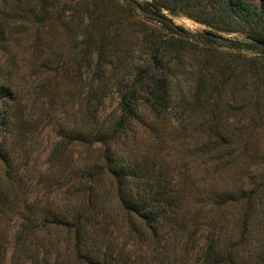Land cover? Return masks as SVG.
Masks as SVG:
<instances>
[{
  "label": "rangeland",
  "instance_id": "rangeland-1",
  "mask_svg": "<svg viewBox=\"0 0 264 264\" xmlns=\"http://www.w3.org/2000/svg\"><path fill=\"white\" fill-rule=\"evenodd\" d=\"M146 1L152 0H49L46 6L37 0L8 2V13L3 15L8 20V37L7 42L0 43V82L9 79L20 90L13 106L20 119L16 128L23 129L21 135L13 136L15 164L10 172L0 163V187L13 196L5 207L7 214L0 216V234L7 232L12 237L31 203L34 209L56 205L71 192L70 183L84 173L86 164L97 159L103 143L85 145L73 140L61 168L49 159L56 142L78 130L94 134L100 129L134 128L126 144H113V152L121 151L129 161L128 154L151 149L152 154L154 151L165 158L175 188L189 197H199L207 190L202 187L207 177L205 165L193 149L195 128L212 124L215 128H234L241 117L239 110L228 114L229 122L227 116L220 119L225 109L242 105L227 91L213 101L210 97H216L215 89L198 100L203 111L199 116L189 112L193 94L200 84L215 88L236 64L249 72L251 60L264 54L205 38V32L212 31L250 42L249 27L222 31L184 11L164 8L163 13L195 34L186 37L153 16L154 9L139 7ZM209 54H215L216 59L210 73L202 74ZM43 85L49 88L47 95L42 94ZM98 100L102 102L97 106ZM122 107L136 114L121 123ZM249 116L246 113L243 118ZM246 124V128L252 127L249 120ZM138 136L143 138L138 140ZM260 172L254 164L244 166L242 174L231 171L235 178L223 182L251 183V176ZM252 209V242L247 249L255 260L256 252L264 248V217L260 208ZM245 210L239 204L233 212L239 215ZM200 229L195 232L199 247L208 237V232ZM2 264H11V247Z\"/></svg>",
  "mask_w": 264,
  "mask_h": 264
},
{
  "label": "trees",
  "instance_id": "trees-1",
  "mask_svg": "<svg viewBox=\"0 0 264 264\" xmlns=\"http://www.w3.org/2000/svg\"><path fill=\"white\" fill-rule=\"evenodd\" d=\"M9 1L24 2L0 0V43L7 42L8 20L4 16ZM37 1L46 6L49 0ZM139 6L158 12L164 8L175 13L184 11L222 31L249 27L250 42L205 38L264 54V47L256 43L264 40V0H152ZM165 24L183 36H195L180 25ZM215 59V54L206 57L202 74L210 73ZM251 62L249 72L236 64L215 88L212 84H200L193 94L189 112L199 116L203 111L198 100L215 89L216 97H210L213 101L227 91L234 102L242 105L225 109L220 119L227 116L229 122L228 114L239 110L241 117L236 119L234 128H215L214 124L195 128L193 149L199 153L207 175L202 182L207 190L201 196L190 195L191 198L175 188L165 158L154 151L152 154L151 149H138V155L128 154L129 161L121 151H112L113 144L121 147L131 139L134 128H115L111 132L100 129L94 134L78 130L68 138L63 136L53 146L49 159L58 168L64 165L72 140L85 145L99 141L103 143L102 152L94 162L86 164L84 173L70 183L71 192L58 199L56 205L34 209L31 203L14 235L0 234V264L10 247L11 264H264L263 246L256 252L255 260L251 256L254 253L247 249L252 242L250 210L260 208L264 217V56ZM18 91L11 80L0 82V163L7 172L15 164L13 136L21 135L23 129L16 128L20 119L13 106ZM47 93L49 88L43 85L42 94ZM99 102L102 100L96 105ZM122 109L121 123L136 114L135 110ZM246 113H250L248 119L243 118ZM248 120L251 128H246ZM142 138L138 136V140ZM252 164L261 172L251 176V183L223 182L232 176L229 172L242 174L244 166ZM12 198L4 186L0 187V216L7 214L5 207ZM239 204L246 210L236 215L233 209ZM198 228L208 232L201 247L195 234Z\"/></svg>",
  "mask_w": 264,
  "mask_h": 264
},
{
  "label": "water",
  "instance_id": "water-1",
  "mask_svg": "<svg viewBox=\"0 0 264 264\" xmlns=\"http://www.w3.org/2000/svg\"><path fill=\"white\" fill-rule=\"evenodd\" d=\"M152 15L157 17V18H159L160 20H163V21L173 25V26H176V27L179 26V24H177L172 17L166 15L163 12H158V11L154 10V11H152ZM205 35L209 36V37H212V38H215V39H218V40H221V41H230V40H232V38H229V37H227V36H225L223 34L212 32V31L205 32ZM256 43L259 46L264 47V40H258V41H256Z\"/></svg>",
  "mask_w": 264,
  "mask_h": 264
}]
</instances>
